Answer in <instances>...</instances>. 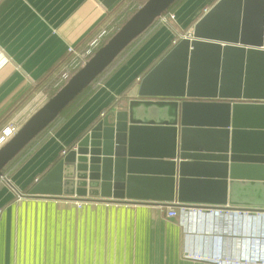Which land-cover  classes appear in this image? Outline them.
<instances>
[{
  "label": "water",
  "instance_id": "obj_1",
  "mask_svg": "<svg viewBox=\"0 0 264 264\" xmlns=\"http://www.w3.org/2000/svg\"><path fill=\"white\" fill-rule=\"evenodd\" d=\"M174 1L145 0L0 145V173ZM27 196L264 212V0H218Z\"/></svg>",
  "mask_w": 264,
  "mask_h": 264
},
{
  "label": "crops",
  "instance_id": "obj_2",
  "mask_svg": "<svg viewBox=\"0 0 264 264\" xmlns=\"http://www.w3.org/2000/svg\"><path fill=\"white\" fill-rule=\"evenodd\" d=\"M132 1L0 0V134L10 122L19 128L58 89L62 73L78 65L67 47L81 53L100 47L117 31L116 19L130 12ZM217 1L175 2L167 11L175 15L170 25L153 22L5 166L0 264L251 263L249 216L185 208L169 217L166 208L149 204L82 201L78 206L27 196L93 123L137 97L143 75L183 35L192 34ZM186 247L220 261L185 258Z\"/></svg>",
  "mask_w": 264,
  "mask_h": 264
},
{
  "label": "built area",
  "instance_id": "obj_3",
  "mask_svg": "<svg viewBox=\"0 0 264 264\" xmlns=\"http://www.w3.org/2000/svg\"><path fill=\"white\" fill-rule=\"evenodd\" d=\"M175 19V15L173 13L170 12H163L162 14H160L155 20L154 22H158L162 25H170V23ZM191 34L189 33L188 35H183L182 37H190ZM181 37V38H182ZM67 54L72 56V59H74L73 61H76V63L78 65H76L75 69L78 67H81L85 61L87 60L84 57V53H81L80 50H77L75 47L73 46H68L67 47ZM75 69H73L72 71H75ZM69 76H66V80L69 79ZM17 127L13 124V122H10L7 126H5L0 134V143H3L4 141H6L9 137H11L16 131H17ZM9 178L7 176L6 173H4L3 171H1L0 173V183L2 182H8ZM75 203L79 206L81 204L80 201H75ZM167 209V216L169 217H175L179 215V211L185 209L184 207L181 208H177V207H173V206H168L166 207ZM199 209V208H196ZM212 211V210H209ZM215 213L222 215V214H226L228 213L230 216H238V217H246L249 216L251 217V219H255L258 216H261L260 219L264 218V212H259V211H255V212H240V211H231V210H227L225 212H222L221 210H213ZM256 219H259L256 218ZM263 223V221H262ZM261 223V224H262ZM264 229V227H263ZM183 257L185 258H189V259H196V260H201V261H206V260H212L214 262H218L219 263V259L218 258H214L212 257L210 254H208V252L203 251V252H194L192 249L189 248H184L183 250ZM246 263V262H245Z\"/></svg>",
  "mask_w": 264,
  "mask_h": 264
},
{
  "label": "rangeland",
  "instance_id": "obj_4",
  "mask_svg": "<svg viewBox=\"0 0 264 264\" xmlns=\"http://www.w3.org/2000/svg\"><path fill=\"white\" fill-rule=\"evenodd\" d=\"M136 1V0H135ZM135 1H132V2H130L129 4H131L130 6H131V10H130V12H128L127 10L126 11H123L119 16H118V18L116 19L117 20V23H116V27L117 26H121V24L136 10V9H138V6L141 4H143L144 2H145V0L143 1V0H138V1H136V3H134ZM141 1H143V2H141ZM141 2V3H140ZM140 3V4H139ZM139 4V5H138ZM128 5V4H127ZM115 27V28H116ZM118 27V28H119ZM105 42V41H104ZM103 42V43H104ZM102 43V44H103ZM97 49V47L96 46H94V47H90V49H89V51H87V52H90V53H88L87 54V52H85L84 53V57L86 58V59H89L90 58V56L93 54V52L95 51ZM111 67V66H110ZM80 67H78V68H76L75 69V71H72L71 73H70V76H69V78L79 69ZM63 82L61 83V82H59V83H57V84H59V87H58V85L56 84L55 85V88L56 87H58V89H60L66 82H67V80H62ZM57 89V90H58ZM56 90V91H57ZM56 91H54V93L56 92ZM53 93V94H54ZM52 94V95H53ZM10 138V137H9ZM8 138V139H9ZM0 145H2V143H0ZM243 219V218H242ZM262 223V221H260V220H251V249H255V252L252 250L251 251V263L252 262H254V260L256 261V259H260L261 261H260V263H258V264H264V229H263V227H264V221H263V223ZM250 229V228H249ZM249 229H248V231H249ZM258 249H260V251H258ZM254 256H253V255ZM252 264H254V263H252Z\"/></svg>",
  "mask_w": 264,
  "mask_h": 264
},
{
  "label": "trees",
  "instance_id": "obj_5",
  "mask_svg": "<svg viewBox=\"0 0 264 264\" xmlns=\"http://www.w3.org/2000/svg\"><path fill=\"white\" fill-rule=\"evenodd\" d=\"M177 1H178V0H175V1H174V2L168 7V9L166 10V12L169 11L170 8H171V7L174 5V3L177 2ZM153 22H154V21H153ZM132 41H133V40H132ZM132 41H131V42H132ZM131 42H130V43H131ZM130 43H129V44H130ZM129 44H128V45H129ZM128 45H127V46H128ZM127 46H126V47H127ZM126 47H125V48H126ZM125 48H124V49H125ZM124 49H123V50H124ZM123 50H122V51H123ZM122 51H121V52H122ZM121 52H120V53H121ZM120 53H119V54H120ZM119 54H118V55H119ZM118 55H117V56H118ZM65 60L67 61L68 58H65ZM65 60H64V62H66ZM98 76H99V75H98ZM95 79H96V78H95ZM95 79H94V80H95ZM94 80H93V81H94ZM93 81H92L87 87H85V88H84L79 94H77V95L75 96V98H74L73 100H71V101L67 104V106H66V107H65L60 113H62V112L65 111L67 108H69L71 105H73V104L78 100V98H79V97H80V96H81V95H82V94H83V93H84V92H85V91L91 86V84L93 83ZM60 113H59V114H60ZM26 146H27V145H26ZM4 168H5V167H4ZM4 168L2 169V171L4 170Z\"/></svg>",
  "mask_w": 264,
  "mask_h": 264
},
{
  "label": "bare ground",
  "instance_id": "obj_6",
  "mask_svg": "<svg viewBox=\"0 0 264 264\" xmlns=\"http://www.w3.org/2000/svg\"><path fill=\"white\" fill-rule=\"evenodd\" d=\"M89 53H90V52H89ZM87 54H88V53H87ZM74 66H75V64L72 65L69 69H66V70L62 73L61 77L58 79L57 82H59V81H61V80H64V79L66 78V76H68V75L72 72ZM54 86H55V85H54ZM258 217H259V219H256V218H258ZM258 217L255 218L257 221H258V220H260V221H264V218H263V219H260L261 216H258ZM255 219H251V220H255ZM260 261H261L260 259H256V261L254 260V262H252V263H254V264H258V263H260ZM252 263H250V264H252Z\"/></svg>",
  "mask_w": 264,
  "mask_h": 264
}]
</instances>
